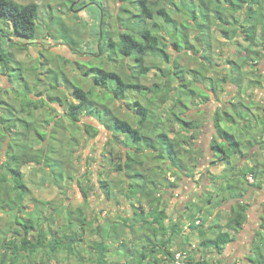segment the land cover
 <instances>
[{
  "label": "rangeland",
  "instance_id": "rangeland-1",
  "mask_svg": "<svg viewBox=\"0 0 264 264\" xmlns=\"http://www.w3.org/2000/svg\"><path fill=\"white\" fill-rule=\"evenodd\" d=\"M13 1L22 5L34 3L39 7L36 20L38 31L36 39L27 43L26 50L18 46L19 42L15 40V38H20L10 35L14 42L11 41V38L5 40L0 38V53L4 54L3 57H0V75L4 73L11 78V81L4 82L3 77L0 76V166L6 161L10 144L19 146V151L15 147L11 156L21 153L20 147L23 144L21 134L25 130L20 126L17 119L19 118L30 125L29 135H27L24 146L27 149L30 148L32 153L42 148L44 144L37 139L36 131L53 132L54 140H50L49 144L51 143L55 153L52 152L53 154L50 155L62 164L65 175L57 177L53 181L52 172L46 166L42 171H39L37 168L40 167L36 163L25 164L21 171L25 177L27 193L20 205L16 204V193L11 188L12 183L2 184L0 187V264H10V261H13L12 264H99L100 255L96 239L103 236L104 240L106 239L104 243L108 246L111 243L110 239L114 237L110 225L116 226L118 233L122 234V240L117 245L108 246L102 257L105 264H135L132 259L133 252L142 251L147 231L139 224L133 225L136 233L133 236L128 228L121 226L122 218L129 217L131 210L127 201L121 202L118 198L117 188L114 185L121 187V180L107 164L105 157L108 156L107 151L109 150L106 143L107 129L102 121L91 113H84L78 121L73 122L65 108L54 100H61L64 104L75 102L71 95L73 85L79 86L85 91L91 88L88 77L82 74L85 69L83 66L92 65L93 68L101 67L106 71H115L118 67V63L115 65L114 59L108 58L109 53H105V57H94L98 56L97 48L101 41L100 35L106 38L107 31L110 34L117 32L118 25L114 17L117 13L118 1ZM192 2L195 3V0ZM186 16L175 14L174 20L180 23L184 19L186 26L194 23L192 20L187 21ZM235 18H239V14H235ZM165 29L171 31L169 27L162 25V31L159 34L165 36ZM189 29L188 42L190 46H193L192 48L185 51L170 45L166 46L169 57L172 59L175 57L181 69L186 71V78L193 80V84L190 86L193 88L191 97L182 96V107L177 105L176 112L185 111L186 120L200 125L198 130L194 129L195 139L191 141V146L202 151L203 156L200 162H194L191 158L183 159L185 169L179 178L182 179L191 170L193 178H185V180L186 182H196V188L200 187V189L197 190V193L192 194L191 197L194 200L186 208L190 215L187 216L184 225L180 223V226H188L194 213L199 215L197 218L195 216L194 220L198 219L199 224L204 223L205 226L206 221L210 220L209 218L213 216L216 209L217 216L209 226L211 229L206 228V237H210L219 228L223 230L231 210L233 212L235 204H238L239 200H232L228 197L230 199L224 202L219 201L222 190H218V188L225 185V178L232 177L230 179L234 182V177H236L241 181V186L248 191L244 194L245 198L242 199L249 204L251 212L248 211L243 228L234 236V241L228 244L229 249L223 252V258L219 257L221 260L224 257L226 259L220 261L217 258L215 264H251L249 259L256 263V255L264 258V244L262 243L264 240V175L260 180L256 179L255 183L259 184L260 188L255 189L250 186L251 182L248 180L251 175L240 178V173L233 169L248 166L241 156H237L238 159H241L240 161L233 157L232 164L230 163L232 167L227 169L222 167L223 162L216 161L211 156L209 147L216 130L210 119L219 107L227 106L230 101L236 102V107L239 105L238 101L243 105L240 106L243 111L245 109L250 111L252 114L249 116L252 122L255 123L256 117L259 121L264 119V45L257 43L259 62L255 63L252 58L242 62L244 55L248 53L245 43L242 44L240 40H235L232 43L224 41L218 33L219 28L213 25L210 51L204 52L202 47L194 42V29L192 27ZM239 43L242 44L240 45L242 49L237 47ZM5 62L8 63L7 67ZM154 62L158 64L159 68L170 70V63L160 59H155ZM233 63L241 65L237 75L241 79L237 87L229 82L221 81L224 77H230L233 72L236 75L237 70L234 69ZM254 69L259 72H255ZM118 71L121 72L122 69L119 68ZM125 71L129 75L130 70L126 69ZM159 75L160 72L152 67L147 72L146 78L139 77L138 82L150 87L151 84L158 81L157 76ZM251 81L253 84L249 85ZM177 83L181 84L180 79L172 80L168 93L165 94L167 97H177L174 94V91L177 90ZM148 96L150 97L151 94ZM28 99L36 103L38 107L34 108L32 105L25 107L24 103ZM105 99L102 98L99 91L95 90L92 100L96 106L97 103H108L103 102ZM109 103L108 107L114 111L118 110V115L122 117L123 111L118 104ZM157 103L160 102L157 101ZM170 103L171 101L167 100L162 107L167 108ZM7 109L11 110L10 115H8ZM244 115L246 114L244 113ZM2 118L7 120L2 122ZM236 122L239 121L236 120ZM247 122L251 123L248 117ZM254 123L250 127L254 128L258 135L263 131L264 126L258 122ZM12 125L15 128H12ZM84 125L93 126L97 130L95 137L91 139L87 137ZM7 127L9 128L6 129ZM178 129V125H174L173 130L175 131L170 132L169 136L174 135ZM16 131L17 133H15ZM259 138L260 144L254 143L250 149L257 150L256 158L260 165L259 168L264 169V133ZM187 143L183 144L185 149L189 148ZM246 151L247 148L243 147L242 152ZM7 172L6 166L0 167V174L6 175ZM166 178L169 182H173L169 174L166 175ZM105 181L112 187L111 194L108 196L101 186V182ZM223 186L219 189H223ZM205 188L212 189L214 193L219 194L218 197H214L211 205H206L205 199L202 197L207 192ZM83 191L87 193L86 204ZM163 194L164 197L168 195V192L165 191ZM225 194L228 195V192ZM162 201L164 207L167 208L165 210L168 211L170 200L164 197ZM198 207L204 212L198 213ZM180 209L177 206L173 207L170 213L172 218L175 211H180ZM79 210L82 211L81 215L78 213ZM68 211L72 214L70 224L68 223ZM28 218L32 220L33 225L28 236L33 244L32 252H24L20 244L24 235V228L20 224ZM258 221H261L263 225L260 230L257 225ZM191 224H194V221ZM96 225L100 226L101 235H96L94 230ZM108 233L113 235L110 237ZM67 237H72L73 241L70 242L71 239L69 240ZM200 241L196 242V249H193L195 252H192L191 256L194 257L197 254L198 248L203 253L202 258L207 259L208 252L199 246ZM37 243L40 246H37ZM176 246L181 247L178 242ZM176 246L175 248H177ZM248 247L250 248L248 249ZM169 249L172 254L176 253L172 245ZM183 250L190 255V250ZM7 252H9L10 258L5 257ZM147 255V260L151 258V264H158L154 262L153 257H157L162 262L160 264H164L161 252L155 251L153 255ZM231 256L234 258L229 259ZM138 260L140 259L138 258ZM227 261L229 262L227 263ZM141 264L148 263L145 261Z\"/></svg>",
  "mask_w": 264,
  "mask_h": 264
},
{
  "label": "trees",
  "instance_id": "trees-1",
  "mask_svg": "<svg viewBox=\"0 0 264 264\" xmlns=\"http://www.w3.org/2000/svg\"><path fill=\"white\" fill-rule=\"evenodd\" d=\"M117 1V13L114 17L118 25L117 32L110 34L107 31L106 38L100 35L101 41L97 48L98 56L94 57H105V53H109L108 58L114 59L115 65L118 63V67L122 71L119 72L117 66L115 71H106L101 67L93 68L92 65L83 66L85 69L82 74L88 77L91 88L85 91L83 88L73 85L71 95L75 102L64 104L61 100H54L65 108L73 122L78 121L84 113H91L100 119L107 129L106 143L109 146L108 156H105L107 164L110 170L116 172L121 180V187L114 185L117 188L118 198L121 202L127 201L131 210L129 217L122 218L121 226L128 228L133 236L136 235L133 225L139 224L147 231L144 236L145 245L142 246V251L133 252L134 257L132 259L135 264L145 263V261L151 264V258L147 260V254L153 255L155 251L162 253L164 264H172L174 254L169 247L172 245L173 238L180 233L181 226L180 224H170L162 201L163 193L169 188L177 186L179 175L185 169L184 158H191L194 162H200L203 156L202 151L191 146V141L195 139L194 129L198 130L200 125L186 120L185 111L176 112L177 105L182 107V96L191 97L193 88L190 86L193 84V80L186 78V71L181 69L175 57L173 59L169 57L166 46L170 45L185 51L190 47L192 48L193 46H190L188 42V30H190L189 27H192L195 31L194 42L202 47L204 52H209L212 26L215 25L219 28L218 33L224 41L232 43L235 40H240L242 44L247 45L246 52L248 53L244 55L242 62L252 58L257 63L260 60L257 43L264 45V0H195V3L192 0ZM38 9L39 7L34 3L22 5L13 0H0V33H4V37L10 34L28 41L35 40L38 31L36 23ZM175 14L187 15V21L192 20L194 23L186 26L184 19L179 23L174 20ZM235 14H239V18H235ZM162 25L171 29V31L164 30L165 36L159 34L162 31ZM0 38L2 37L0 36ZM241 43L237 46L239 49H242ZM27 45H22L24 46L22 48L26 49L25 46ZM0 57H3L1 53ZM155 59L170 63V70L159 68L158 64L154 62ZM4 64L7 67L8 63L5 62ZM232 65L237 70L236 75L233 72L230 77H224L221 81L229 82L237 87L241 79L237 76L241 65L235 63ZM152 67L156 68L160 75L157 76L158 81L147 87L139 83L138 78H146L147 72ZM126 69L130 70L129 75L125 71ZM254 71L259 72L255 69ZM189 72L194 73L193 71ZM257 75L259 76V74ZM176 79L181 81V84L177 83V90L174 91L177 97H167L165 94L168 93L170 83ZM252 84L251 81L249 85ZM95 90L100 92L102 98H106L103 102L117 103L123 111V116L118 115V110L114 111L109 108L108 103H97L96 106L92 100ZM148 94L151 96L149 97ZM49 99L52 100V98ZM167 100L171 103L167 108H163L162 105ZM237 103L239 104L237 107L235 106L236 102L233 101L228 102L225 107H219L210 119L213 128L216 130L209 147L210 154L216 161L223 162L227 168L232 167L229 165L233 157L241 156L242 160L256 157L257 153L251 152L250 148L254 143L260 144L258 138L264 133V129L258 135L255 133L254 128L250 127L254 123L249 116L252 113L246 109L243 111L240 107L243 105L238 101ZM30 105L34 108L38 107L36 103L28 99L24 106L31 107ZM183 108L186 109L184 106ZM230 112L231 114H229ZM7 113L10 115L11 110L7 109ZM247 117L251 123L247 122ZM17 119L20 126L25 130L21 134L23 137L21 141L23 144L20 147L21 153L17 156H11L15 147L19 151V146L10 144L6 161L1 164L2 167L6 166L8 172L6 175L0 174V187L2 184L11 182V188L16 193L18 202L16 204L20 205L27 193L25 177L21 171L25 164L34 162L40 167L37 168L39 171H42L43 167L46 166L52 172L53 181L55 178L65 175V171L62 164L50 155L54 152L51 143L49 144L50 140H54L53 132L36 131L37 139L44 144L42 148L32 153L30 148L27 149L24 146L27 135H29L30 125L22 119ZM235 119L239 122H236ZM6 120L2 118V122ZM254 121L264 126L263 118L259 121L256 117ZM176 124L179 129L174 135L169 136L170 132L175 131L173 127ZM12 128H15L14 125ZM84 132L91 139L95 137L97 130L93 126L84 125ZM46 140L48 141L47 144ZM186 142H188V149L183 147ZM243 147L247 148L246 152H242ZM259 166L257 162L252 166L233 169L240 173V178L251 175L253 182L250 186L256 189L260 188V185L255 183L256 179L258 181L264 175V169H260ZM54 171L56 172L54 173ZM189 172L183 177L192 179V171ZM167 174L174 179L173 182L168 181ZM230 178L232 177L225 178V185L220 186H223V189L218 188V190H222L219 201L224 202L234 195L235 198L242 199L244 194L248 193L246 188L241 186V181L238 178L234 177V182ZM101 186L106 191L107 196L111 194L112 187L108 182H101ZM226 189L231 191H226ZM227 192L228 195L225 194ZM83 193L86 204L87 193L85 191ZM218 196V193L208 192L205 204L211 205L214 197ZM235 206L223 226L225 231L219 228L210 237H206L204 223L191 224L192 221H195L193 215L191 216L190 229L197 233L201 240L199 246L208 252L209 257L203 259L188 255V264H215V260L222 256L226 246L234 241V236L243 228L246 221L249 205L244 204V200H241ZM197 211L199 213L201 210L197 209ZM78 213L81 215L82 211L79 210ZM67 215L70 224L72 214L68 211ZM78 220L81 222L80 218ZM20 225L24 228V235L20 243L21 248L24 252H32L33 244L28 239L30 230L33 229L32 220L28 218ZM110 228L114 235L108 233V236L113 235L114 237L110 239L111 243L108 246L117 245L122 240V234L118 233L116 226L110 225ZM94 230L97 236L101 235L102 231L99 225H96ZM68 239H71L70 242L73 241L72 237ZM96 241L100 255L99 264H105L102 257L108 248L104 243L106 239L104 240L101 236ZM262 243L264 244V240ZM37 246L40 245L37 243ZM11 254L14 255V253ZM9 255L7 252L5 257L10 258ZM153 259L158 264L162 263L157 257H153ZM256 260V263L250 259L248 261L251 264H264L263 257L256 255ZM12 263L13 261H10V264Z\"/></svg>",
  "mask_w": 264,
  "mask_h": 264
},
{
  "label": "crops",
  "instance_id": "crops-1",
  "mask_svg": "<svg viewBox=\"0 0 264 264\" xmlns=\"http://www.w3.org/2000/svg\"><path fill=\"white\" fill-rule=\"evenodd\" d=\"M0 36L4 40L5 39H8V38L9 39L11 38V41L14 42L13 39H12L13 37L10 36V34L7 35L6 37H4V33H0ZM15 40L19 42V45L18 46H20L21 48L24 47V46H22V44H24V43L27 44V43L30 42L28 40H22V39H16V38H15ZM22 49H24V48H22ZM26 49H27V46H26ZM26 49H24V50H26ZM3 55L4 54H2V56ZM0 76L3 77L2 79L4 80V82L11 81V78H9L7 74H4L3 73V75L1 74ZM263 148H264V146H263ZM250 151L257 153V150L256 149H254L253 151H252V149H250ZM257 162H258V160H257L256 157H250L249 159H246L245 160V163H247L248 166H252V165L256 164ZM229 166H231V164ZM222 167L223 168L225 167V169L227 168V166L224 163H223V166ZM183 178L182 179L179 178L178 185L175 186L174 188H169L167 190L168 195L164 196V197H167L170 200L169 201L170 202V209L168 211L166 210V214L169 217V220H170V224L171 225H173V224H180V223L183 224V223H185L187 221V216L190 215V214L187 213L186 208L194 200V198L191 197L192 194L197 193V190L200 189V187L199 188H196V185H197L196 182H190V181H187L186 182L185 177H183ZM172 181H174V179ZM209 185H211V184L209 183ZM205 190L207 192H210V191L213 192L212 189H209V188H205ZM207 192L204 194V196H202L203 199H207V197H205V196H207ZM231 199L232 200H236V201L243 200V199H238V198H235V197H232ZM244 204L249 205L246 201H244ZM175 205L177 207L181 208V209H180V211H175V214H174V216L172 218V215H170V213L173 210V207H176ZM180 206H182V207H180ZM198 209H200V207H198ZM263 210H264V207H263ZM248 211H250L249 208H248ZM248 211H247V213H248ZM203 212H204V210H201L199 213H203ZM247 213H246V216H247ZM184 215H185V217H183ZM195 216L197 218L199 215L197 213L196 214L194 213L193 214L194 219H195ZM215 216H217V210L216 209H215V211L213 213V216L212 217L210 216L211 217V218H209L210 220L209 221H206V223H205V229L206 228L207 229L209 228V226H210L211 222L214 220V217ZM199 223H200V221L198 219L194 221V224H199ZM257 225L259 226V230H260V228H263V225H262L261 221H258L257 222ZM223 231H225V229H223ZM198 240H200V239H199L197 233L194 232V231H192L190 229L189 224H188V226H186V227L185 226H181L180 233H178L173 238L172 247L174 248V251L176 250V252L177 251L184 252L183 249H186V250L188 249V250H190V255H191L192 252H195V251H193V249L195 248L196 242ZM253 241H254V239H253ZM177 242H178V245H181V247L180 246L179 247L176 246V243ZM175 246L177 248H175ZM249 248L250 247H248V249ZM227 249H229L228 245L226 246V250H224V252L227 251ZM196 251H198V252H197V254L194 257H196V258L201 257L202 258V256H203L202 254L203 253H202L201 249L198 250V248H197ZM206 257H209V254H207ZM221 257L223 258V256H221ZM232 258H234V256H231V258H229V259H232ZM225 259H226V257H224L223 260H225ZM223 260L220 259V261H223Z\"/></svg>",
  "mask_w": 264,
  "mask_h": 264
},
{
  "label": "built area",
  "instance_id": "built-area-1",
  "mask_svg": "<svg viewBox=\"0 0 264 264\" xmlns=\"http://www.w3.org/2000/svg\"><path fill=\"white\" fill-rule=\"evenodd\" d=\"M248 180L252 183L253 182V179L252 177H248ZM189 254L186 253V252H180V251H177L175 254H174V260L172 262V264H188L189 260L187 259V256Z\"/></svg>",
  "mask_w": 264,
  "mask_h": 264
},
{
  "label": "clouds",
  "instance_id": "clouds-1",
  "mask_svg": "<svg viewBox=\"0 0 264 264\" xmlns=\"http://www.w3.org/2000/svg\"><path fill=\"white\" fill-rule=\"evenodd\" d=\"M253 179V178H252Z\"/></svg>",
  "mask_w": 264,
  "mask_h": 264
}]
</instances>
